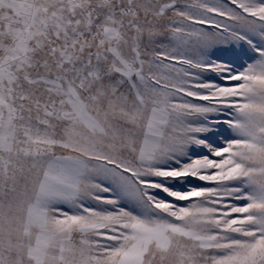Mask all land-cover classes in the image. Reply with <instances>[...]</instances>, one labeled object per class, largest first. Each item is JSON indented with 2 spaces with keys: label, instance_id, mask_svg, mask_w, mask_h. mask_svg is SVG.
I'll return each mask as SVG.
<instances>
[{
  "label": "snow or ice",
  "instance_id": "6c2138e0",
  "mask_svg": "<svg viewBox=\"0 0 264 264\" xmlns=\"http://www.w3.org/2000/svg\"><path fill=\"white\" fill-rule=\"evenodd\" d=\"M0 264H264V0H0Z\"/></svg>",
  "mask_w": 264,
  "mask_h": 264
}]
</instances>
